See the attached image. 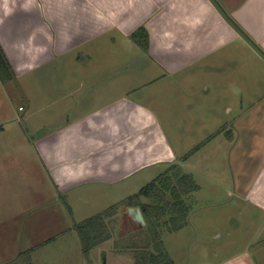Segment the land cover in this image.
Masks as SVG:
<instances>
[{
    "label": "crops",
    "instance_id": "crops-1",
    "mask_svg": "<svg viewBox=\"0 0 264 264\" xmlns=\"http://www.w3.org/2000/svg\"><path fill=\"white\" fill-rule=\"evenodd\" d=\"M142 28L148 48L134 37ZM116 34L126 48L139 49L149 69L130 60L116 68ZM0 47L14 74L8 82L0 77V227L9 221L18 226L12 250L2 248L6 233H0V255H7L0 264L30 250L34 264L42 247L34 244L31 226L40 216L41 181L26 154L47 172L54 201L68 205L84 189L152 179L182 165L215 135L207 126L217 123L214 116L203 128L193 119L200 123L198 144L174 146L163 110L180 100L184 108L207 106L214 115L223 107L233 117L226 123L233 127L220 130L231 155L234 146L243 151L244 136L259 140L252 170L243 168L249 165L244 152L239 165L245 174L235 190L262 213L263 238L264 0H0ZM249 48L261 66L250 98ZM206 71L214 80L202 89L181 79ZM20 98L24 104L16 112ZM248 170L255 171L252 179ZM52 243L58 241L46 242ZM218 264L256 262L245 250Z\"/></svg>",
    "mask_w": 264,
    "mask_h": 264
},
{
    "label": "rangeland",
    "instance_id": "rangeland-1",
    "mask_svg": "<svg viewBox=\"0 0 264 264\" xmlns=\"http://www.w3.org/2000/svg\"><path fill=\"white\" fill-rule=\"evenodd\" d=\"M116 37L119 41L117 34ZM126 47L121 41L116 44V58L119 56L121 58H118L116 68L120 63L123 64L130 60V62L134 61L133 64H137L134 67L149 69L150 64L137 55L140 51L136 46ZM232 47L234 49V46ZM247 51L250 98L251 95L253 97L256 95V92L251 89L256 88L260 83L257 70L259 71L261 66L254 51L251 48ZM181 79L184 80V84L191 80V83L199 86V89L208 86L210 79L214 80L212 76L207 75V71L199 73L196 77L191 75ZM203 100L204 98L201 97V101ZM23 104L21 98L14 101L16 112ZM183 104V100H180L174 104V107L162 109L163 117H167L168 134L174 146L180 145L181 149L191 150L195 148L194 144H198L196 137L200 130L198 128L200 123H194L193 119H199L202 123L203 120L205 122L214 116L217 123L207 124L211 127L210 131L215 129L211 144L207 145L209 141H204L200 151L192 150L181 159L182 165L180 166L195 177L201 188L189 197L193 205L189 226L179 232L163 231L166 252L176 264H218L248 250L254 256L256 264H264V236L262 238V234L258 233L262 213L253 206L240 201L235 190V183L245 174L244 172L240 176L239 165L241 159L244 158V152L249 151L247 159L249 165H243V168L251 169L250 162L253 157L251 154L257 150L259 140L244 136L241 142L243 151L241 149L238 151L240 147L234 146L231 155L229 141L220 134V130L221 127H233L232 124H226L233 117L227 115L223 107L216 108L217 115H214L213 109L207 106L195 109L184 108ZM202 126L205 127V124L202 123L201 128ZM25 161L26 165H34L35 177L37 175V179L41 181L40 216L38 220L33 221L31 226L35 229L34 244H42V247L35 256L34 264H104V256H107V264H135L137 256L134 247L146 238L139 234V229H136L132 218L127 215V207H122L117 212L113 211L112 216L107 219L113 238L91 251L87 258L84 256L80 235L74 227L138 194L161 173H153L152 175L155 176L152 179L144 178L139 182L133 180L113 188L84 189L80 195L72 197L70 205H67L63 201H54L53 189L50 187L47 172L43 167L39 170L37 159L33 162L32 156L26 154ZM251 170L247 171V175H250L252 179L255 171ZM26 174L28 175L27 172ZM143 201L148 200L144 198ZM72 228L76 232L69 234ZM17 230L18 226L15 221H9L7 225L2 224L0 233H6L2 237V241L5 240V243H1L3 249L16 248ZM141 237L143 241L140 240ZM50 240H56L58 243L46 244ZM151 249L156 252L154 246ZM5 254L2 252L0 257H6Z\"/></svg>",
    "mask_w": 264,
    "mask_h": 264
},
{
    "label": "trees",
    "instance_id": "trees-1",
    "mask_svg": "<svg viewBox=\"0 0 264 264\" xmlns=\"http://www.w3.org/2000/svg\"><path fill=\"white\" fill-rule=\"evenodd\" d=\"M134 37L142 46L148 48V34L144 28L139 29ZM0 77L4 82L11 81L14 77L1 47ZM199 190L200 185L192 174L185 173L180 165H172L138 194L75 225L74 228L82 240L84 256L87 258L91 251L113 238L107 223L113 211L117 212L122 207H139L147 226L138 231L146 239L143 241L141 237L143 242L134 247L137 256L135 264H175L165 250L163 231L178 232L189 225L193 210L189 197ZM144 198L148 201H143ZM64 202L68 205L65 199ZM152 246L156 252L152 251ZM32 252L33 250L22 253L11 264H32Z\"/></svg>",
    "mask_w": 264,
    "mask_h": 264
},
{
    "label": "water",
    "instance_id": "water-1",
    "mask_svg": "<svg viewBox=\"0 0 264 264\" xmlns=\"http://www.w3.org/2000/svg\"><path fill=\"white\" fill-rule=\"evenodd\" d=\"M127 215L133 219L136 225V229L146 228L147 222L142 210L139 207L127 208ZM103 258H104L103 259L104 264H107V260H108L107 256H104Z\"/></svg>",
    "mask_w": 264,
    "mask_h": 264
},
{
    "label": "flooded vegetation",
    "instance_id": "flooded-vegetation-1",
    "mask_svg": "<svg viewBox=\"0 0 264 264\" xmlns=\"http://www.w3.org/2000/svg\"><path fill=\"white\" fill-rule=\"evenodd\" d=\"M133 220V219H132ZM133 223H134V221H133ZM134 225H135V223H134ZM136 226V225H135Z\"/></svg>",
    "mask_w": 264,
    "mask_h": 264
},
{
    "label": "built area",
    "instance_id": "built-area-1",
    "mask_svg": "<svg viewBox=\"0 0 264 264\" xmlns=\"http://www.w3.org/2000/svg\"><path fill=\"white\" fill-rule=\"evenodd\" d=\"M21 110H23V108H21Z\"/></svg>",
    "mask_w": 264,
    "mask_h": 264
}]
</instances>
